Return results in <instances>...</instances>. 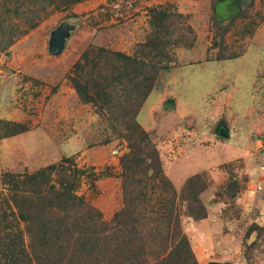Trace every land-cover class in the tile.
Wrapping results in <instances>:
<instances>
[{"label":"rangeland","instance_id":"1","mask_svg":"<svg viewBox=\"0 0 264 264\" xmlns=\"http://www.w3.org/2000/svg\"><path fill=\"white\" fill-rule=\"evenodd\" d=\"M62 1L0 0V234L18 221L29 243L3 176L71 158L86 171L79 194L122 237L89 238L62 264H264V0ZM136 196L139 222L115 227Z\"/></svg>","mask_w":264,"mask_h":264},{"label":"trees","instance_id":"2","mask_svg":"<svg viewBox=\"0 0 264 264\" xmlns=\"http://www.w3.org/2000/svg\"><path fill=\"white\" fill-rule=\"evenodd\" d=\"M80 1L84 0H63L62 2L69 6L70 4ZM152 16L156 21H165L171 16H174V14L153 10ZM98 51L105 52V49L98 48ZM90 53L89 49H87L83 55L84 59L88 57ZM119 54L126 60L133 59V57L128 55ZM78 67L79 65L77 68ZM72 81L75 87L82 92L80 82H78L75 77L72 78ZM147 88L144 97H146L151 90L150 87ZM87 98L86 100L91 99L89 96ZM138 135L141 137V140H150L147 132L139 127ZM123 168L124 171L122 176L126 181V183L124 182L125 190L133 188L131 190L133 191L142 181L140 178H137L136 166L132 165L129 156L125 158V160L123 159ZM85 172V169L78 167L74 160L71 158H64L61 163L51 164L33 174H26L23 177L17 174H5L3 176L4 184L9 186L12 193L11 199L7 204L8 208L14 206L19 210L18 220L26 223L29 243L26 242L24 232L19 227V222L17 221L19 232L14 235L12 239L0 234V241L4 238L10 239L5 241V243H0V245H2L0 246V264H23L30 261H37L38 264H62L63 260L66 258H69V261H73L76 257H78V260L82 259L84 254L81 250L89 249V238L97 241L98 244L103 243L109 247L119 243L122 236L120 234L108 233L109 223L104 220L102 213L88 202L83 195L79 194ZM133 192H135V190ZM137 194L138 197H140V195L145 196L142 190H139ZM137 196L135 200L132 198L131 209L128 211L125 218L121 217L124 215L121 211L115 213V227L125 224L122 222L121 218L128 224L129 221L126 220L128 216L134 223L139 222L137 218H134V211L138 208L140 202ZM202 208L204 212L198 215L197 219L206 217L205 207L202 206ZM12 214L13 211H10L9 213L6 212L3 216L6 224L8 223L4 229L7 230L6 234L11 231L12 224L9 223ZM178 219V217L173 219L171 215L166 221L168 225L171 226L170 228H172L173 224L174 228L177 230V228H179ZM1 230L3 229L0 228V231ZM89 234L91 236H89ZM173 234L174 235H169L168 237L177 239L178 236L181 239L180 241H182L181 244L183 242L187 243L185 234L181 232H178V235H175L174 232ZM130 241L129 244L131 246L135 245L136 241ZM74 242L76 244L80 243V253L78 250L75 252L73 250L74 254H68L69 250L74 248L71 247ZM116 248L117 247L114 249L116 250ZM144 251L145 250L137 254L135 259L139 258L138 255L142 254L141 256L143 258L148 254V252ZM77 253L78 255L76 256ZM163 258L164 257H161V255H158L151 261L144 260L143 264H160Z\"/></svg>","mask_w":264,"mask_h":264},{"label":"crops","instance_id":"3","mask_svg":"<svg viewBox=\"0 0 264 264\" xmlns=\"http://www.w3.org/2000/svg\"><path fill=\"white\" fill-rule=\"evenodd\" d=\"M249 132H250V131H249ZM208 223H209V221L207 220V218H205V219L202 220V224L205 225L206 227H208ZM208 240H209V239H208ZM208 240H206L205 242H207ZM208 242H209V241H208ZM200 248L203 250V252H205L203 246L201 247V245H200ZM210 249H212V248H210ZM215 252H216V251H214V250L212 249V253H215ZM224 254H225V253H224ZM218 257H219L218 255H217V256H214V260H215L216 262L224 263V262L218 260V259H219ZM232 260H234V259H232ZM230 262H234V261H230ZM224 264H230V263H224Z\"/></svg>","mask_w":264,"mask_h":264},{"label":"water","instance_id":"4","mask_svg":"<svg viewBox=\"0 0 264 264\" xmlns=\"http://www.w3.org/2000/svg\"><path fill=\"white\" fill-rule=\"evenodd\" d=\"M57 33L59 34L60 32L58 31ZM61 36H62V34H61ZM209 264H224V263H220V262L213 261V262H210Z\"/></svg>","mask_w":264,"mask_h":264}]
</instances>
